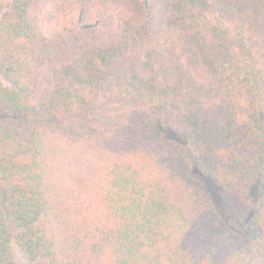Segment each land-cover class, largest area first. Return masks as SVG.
I'll list each match as a JSON object with an SVG mask.
<instances>
[{
    "label": "trees",
    "instance_id": "16d2710c",
    "mask_svg": "<svg viewBox=\"0 0 264 264\" xmlns=\"http://www.w3.org/2000/svg\"><path fill=\"white\" fill-rule=\"evenodd\" d=\"M16 250L264 264V0H0V264Z\"/></svg>",
    "mask_w": 264,
    "mask_h": 264
},
{
    "label": "rangeland",
    "instance_id": "374dc122",
    "mask_svg": "<svg viewBox=\"0 0 264 264\" xmlns=\"http://www.w3.org/2000/svg\"><path fill=\"white\" fill-rule=\"evenodd\" d=\"M202 183L204 184L206 191L209 193L213 202L219 207L221 205V191L217 185L207 176H202ZM17 264H29L26 259L20 254L19 250H16Z\"/></svg>",
    "mask_w": 264,
    "mask_h": 264
}]
</instances>
